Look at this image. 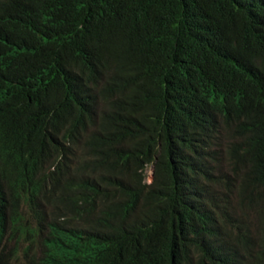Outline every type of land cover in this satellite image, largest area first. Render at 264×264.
<instances>
[{"label":"trees","instance_id":"1","mask_svg":"<svg viewBox=\"0 0 264 264\" xmlns=\"http://www.w3.org/2000/svg\"><path fill=\"white\" fill-rule=\"evenodd\" d=\"M22 256L264 264V0H0V264Z\"/></svg>","mask_w":264,"mask_h":264},{"label":"clouds","instance_id":"2","mask_svg":"<svg viewBox=\"0 0 264 264\" xmlns=\"http://www.w3.org/2000/svg\"><path fill=\"white\" fill-rule=\"evenodd\" d=\"M94 121H95V124L92 125V123H90V124L88 125V127H89V132H92V131H94V130H96L97 133H98V132H101L102 129L99 128V126H98L99 117L97 116V118H95ZM97 129H98V130H97ZM75 148L78 149V151L81 152V153H83L84 155L89 156V155H88V152H89L88 149L83 148V147H81V146H79V145H76ZM90 155H92L91 152H90ZM224 164H225V166H226V163H224ZM153 170H154V169H153ZM153 172H154V171H153ZM152 182H153V181H152ZM152 182H151V183H152ZM148 184H150V183H148ZM29 201H30V199H27L26 204L23 206V211H24L25 213H27V211H26V205H27V203H28ZM46 207H47V205H43V206H42V211H43V212L46 210ZM249 217H250V221L254 219L251 213H249ZM252 235H253V237H254V230H252ZM12 246H13V245H12ZM12 246L10 245L9 247H12ZM21 259L23 260V261H22V264H29V263H28V259H26L24 256H22Z\"/></svg>","mask_w":264,"mask_h":264},{"label":"rangeland","instance_id":"3","mask_svg":"<svg viewBox=\"0 0 264 264\" xmlns=\"http://www.w3.org/2000/svg\"><path fill=\"white\" fill-rule=\"evenodd\" d=\"M153 171L154 170H153V167L152 166L147 167L146 173H145V175H146V182L147 183H151L153 181V176H154V172ZM12 245L13 244H11V246Z\"/></svg>","mask_w":264,"mask_h":264}]
</instances>
